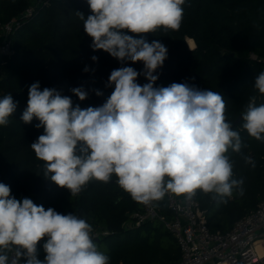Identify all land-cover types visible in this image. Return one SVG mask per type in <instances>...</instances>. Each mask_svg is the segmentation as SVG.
<instances>
[{"label":"clouds","instance_id":"obj_1","mask_svg":"<svg viewBox=\"0 0 264 264\" xmlns=\"http://www.w3.org/2000/svg\"><path fill=\"white\" fill-rule=\"evenodd\" d=\"M86 2L91 14L86 19L84 13L76 14L93 51L103 50L121 63L142 62L143 70H113L106 85L114 86L110 96L102 106L85 109L74 107L71 97L56 88L41 90L39 82L29 87L21 120L30 124L36 119L35 128L43 129L30 147L43 162L44 177L73 197L92 181L108 183L115 177L120 189L145 206L168 194L191 200L198 190L221 201L234 190L242 196L244 181L233 178L227 155L230 149L239 153L242 140L227 120L224 96L187 82L154 87L158 76L153 73L163 66L168 49L158 40L149 43L144 34L178 31L186 0ZM139 75L148 81L143 86L137 83ZM253 88L264 95V71ZM70 90L80 101L88 97L82 86ZM17 106L10 93L0 98V126L9 124ZM241 127L264 142V103L257 106L252 98ZM245 161L255 166L251 158ZM10 192L0 182V264H110L86 219L45 209ZM45 238L41 260L38 245Z\"/></svg>","mask_w":264,"mask_h":264},{"label":"trees","instance_id":"obj_2","mask_svg":"<svg viewBox=\"0 0 264 264\" xmlns=\"http://www.w3.org/2000/svg\"><path fill=\"white\" fill-rule=\"evenodd\" d=\"M30 7L36 8L34 16L12 35L16 54L0 65V98L10 93L18 102L9 124L0 126V182L10 186L11 196L17 199L30 198L45 209L76 214L89 224L110 231L96 241L99 250L110 257V264L178 262L180 247L162 222L155 220L126 228L127 223L133 222L134 214L143 212V205L120 189L115 177L108 183L92 181L74 197L44 177L43 162L30 147L43 129L35 128L36 119L30 124L21 120L29 87L39 82L41 90L56 88L71 97L74 107H98L114 90V86H106L113 70L131 66L142 72L143 64L121 63L103 50L93 51L92 40L76 14L84 13L85 19L91 14L86 0H0V22L15 18ZM183 8L178 31L161 29L144 34L149 43L158 40L168 49L163 66L154 72L158 76L155 84L167 87L187 82L202 90L220 92L227 102V120L234 125L253 97L257 106L264 103V95L253 88L256 76L264 71V0H186ZM188 39L194 40V49ZM92 56L98 60L93 61ZM147 82L143 75L137 77L141 86ZM81 86L88 92L83 101L70 90ZM95 90L103 94L97 96ZM241 124L242 120L234 126L241 136V151L230 149L227 155L233 163V178L244 181V194L234 190L231 198L221 201L199 191L212 231H229L264 202V142L251 138ZM245 157L251 158L255 166L246 163ZM36 184L39 192L35 195ZM156 204L162 215L172 217L167 195ZM44 256L42 245L38 247V258L43 260Z\"/></svg>","mask_w":264,"mask_h":264},{"label":"built area","instance_id":"obj_3","mask_svg":"<svg viewBox=\"0 0 264 264\" xmlns=\"http://www.w3.org/2000/svg\"><path fill=\"white\" fill-rule=\"evenodd\" d=\"M35 12L36 8L30 7L19 16L0 22L1 66L6 64L5 58L16 54L12 35L22 29ZM2 79L0 69V81ZM154 87H157L156 84ZM167 199L171 218L162 215L154 202L143 205V212L134 214L133 222L127 223L126 228L139 227L155 220L162 222L180 247L181 258L174 264H264V202L239 219L229 231L223 232L209 228L207 211L202 209L199 201V190L191 200L173 194H168ZM92 228L94 242L110 234L99 226L92 225ZM44 242L46 238L38 247Z\"/></svg>","mask_w":264,"mask_h":264},{"label":"water","instance_id":"obj_4","mask_svg":"<svg viewBox=\"0 0 264 264\" xmlns=\"http://www.w3.org/2000/svg\"><path fill=\"white\" fill-rule=\"evenodd\" d=\"M241 120H242V115L238 118V120L234 123L233 126H236L237 124H239ZM41 170H42L41 167H39L38 174H41ZM45 186L47 187L48 183H46ZM38 192H39V185L36 184L35 189H34V194L36 195L38 194Z\"/></svg>","mask_w":264,"mask_h":264},{"label":"bare ground","instance_id":"obj_5","mask_svg":"<svg viewBox=\"0 0 264 264\" xmlns=\"http://www.w3.org/2000/svg\"><path fill=\"white\" fill-rule=\"evenodd\" d=\"M189 45H190L191 48L195 47V43L191 39L189 40Z\"/></svg>","mask_w":264,"mask_h":264},{"label":"crops","instance_id":"obj_6","mask_svg":"<svg viewBox=\"0 0 264 264\" xmlns=\"http://www.w3.org/2000/svg\"><path fill=\"white\" fill-rule=\"evenodd\" d=\"M189 40H190V39H188V44H189ZM191 40H192V39H191ZM192 41L194 42V40H192ZM194 43H195V42H194ZM189 46H190V45H189ZM195 46H196V45H195ZM190 48H191V47H190ZM194 48H195V47H194ZM194 48H191V49H194Z\"/></svg>","mask_w":264,"mask_h":264},{"label":"rangeland","instance_id":"obj_7","mask_svg":"<svg viewBox=\"0 0 264 264\" xmlns=\"http://www.w3.org/2000/svg\"><path fill=\"white\" fill-rule=\"evenodd\" d=\"M9 256L11 257V255L9 254Z\"/></svg>","mask_w":264,"mask_h":264}]
</instances>
